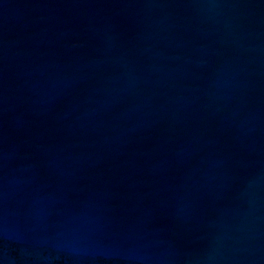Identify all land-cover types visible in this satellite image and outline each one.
Segmentation results:
<instances>
[{
	"label": "water",
	"instance_id": "95a60500",
	"mask_svg": "<svg viewBox=\"0 0 264 264\" xmlns=\"http://www.w3.org/2000/svg\"><path fill=\"white\" fill-rule=\"evenodd\" d=\"M0 264H264V0H0Z\"/></svg>",
	"mask_w": 264,
	"mask_h": 264
}]
</instances>
